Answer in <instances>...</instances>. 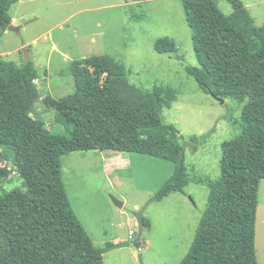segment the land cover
I'll list each match as a JSON object with an SVG mask.
<instances>
[{"label": "trees", "instance_id": "obj_1", "mask_svg": "<svg viewBox=\"0 0 264 264\" xmlns=\"http://www.w3.org/2000/svg\"><path fill=\"white\" fill-rule=\"evenodd\" d=\"M17 1L0 0V35L11 24L9 9ZM225 1L232 7L230 15L212 0H181L197 59L196 66H185L186 73L203 92L243 106L240 133L221 144L220 176L207 181V207L179 264H258L264 24L254 23L241 0ZM154 50L171 54L176 45L172 38L161 37ZM69 72L73 92L57 99L47 94L42 100L66 129L70 127L66 135L51 132L36 114L40 94L33 63L19 66L0 57V179L11 166L25 187L0 193V264H102L62 181L60 159L66 153L114 150L170 161L172 175L149 202L172 192L185 194L188 178L180 134L160 117L163 108L171 107L175 90L156 86L146 91L131 85L124 63L108 55L75 60ZM143 222L144 228L149 225L146 218Z\"/></svg>", "mask_w": 264, "mask_h": 264}, {"label": "rangeland", "instance_id": "obj_2", "mask_svg": "<svg viewBox=\"0 0 264 264\" xmlns=\"http://www.w3.org/2000/svg\"><path fill=\"white\" fill-rule=\"evenodd\" d=\"M212 1L223 14L232 13L225 0ZM241 1L254 23L263 25L264 0ZM9 13L18 32H2L0 57L19 66L33 63L40 94L36 114L51 132L70 134V127L42 100L47 94L57 99L73 92L69 67L75 60L108 55L124 63L131 85L146 91L156 86L175 90L171 107L163 108L160 117L180 134L188 178L185 194L172 192L149 202L172 175L173 165L148 155L126 152L128 159L111 163L120 151L70 152L61 157L60 171L71 208L97 250L115 243L117 236L132 242L135 212L142 211L149 222L140 247L102 252V264H179L207 207V181L220 176L221 144L240 133L243 106L232 98L220 102L186 73L185 66H196L197 59L181 0H18ZM161 37L172 38L176 52H156L154 42ZM17 187L25 189L17 173L8 171L0 179V193ZM255 250L258 264H264V179L258 190Z\"/></svg>", "mask_w": 264, "mask_h": 264}, {"label": "water", "instance_id": "obj_3", "mask_svg": "<svg viewBox=\"0 0 264 264\" xmlns=\"http://www.w3.org/2000/svg\"><path fill=\"white\" fill-rule=\"evenodd\" d=\"M8 30H13V31H16L18 32V27L14 26L12 23L9 24ZM216 97V96H215ZM217 100H219L220 102H223L224 99H221L219 97H216ZM115 201V204L116 205H121V202L113 199ZM134 217H135V220H136V225H137V229H136V236H135V239L131 242L129 240H123V241H120L118 243H113L112 245L106 247V248H102V249H99L97 250V254L100 255L102 252H106L110 249H113V248H119V247H127L129 245L132 244V247L134 250H136L138 247H139V241L141 239V236H142V233H143V230H144V222H143V213L142 211H137L134 213ZM138 258H139V261L141 262V255L138 254Z\"/></svg>", "mask_w": 264, "mask_h": 264}, {"label": "crops", "instance_id": "obj_4", "mask_svg": "<svg viewBox=\"0 0 264 264\" xmlns=\"http://www.w3.org/2000/svg\"><path fill=\"white\" fill-rule=\"evenodd\" d=\"M13 22V20L11 21V23ZM8 30V29H7ZM7 30H5V31H7ZM4 31V32H5ZM35 111H36V109H35ZM128 155H127V153L126 152H124V151H121V153H120V157H115V161L114 160H110L109 162H116V163H119V162H122V161H124V160H126V159H128V157H127ZM102 160H106V157H105V155L102 157ZM129 223H131V221H129ZM120 241H123V239L122 238H119L118 236L116 237V238H114V242L115 243H118V242H120ZM132 250L133 251H135L133 248H132ZM136 258V257H135Z\"/></svg>", "mask_w": 264, "mask_h": 264}, {"label": "built area", "instance_id": "obj_5", "mask_svg": "<svg viewBox=\"0 0 264 264\" xmlns=\"http://www.w3.org/2000/svg\"><path fill=\"white\" fill-rule=\"evenodd\" d=\"M9 172L15 173V171L11 168V166H7Z\"/></svg>", "mask_w": 264, "mask_h": 264}]
</instances>
